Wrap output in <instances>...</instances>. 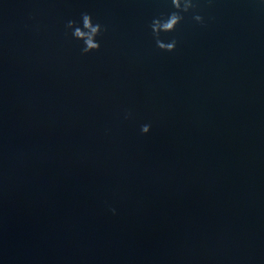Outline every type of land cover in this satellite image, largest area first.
<instances>
[{
	"label": "water",
	"instance_id": "water-1",
	"mask_svg": "<svg viewBox=\"0 0 264 264\" xmlns=\"http://www.w3.org/2000/svg\"><path fill=\"white\" fill-rule=\"evenodd\" d=\"M170 10L0 0V264H264V9L216 0L164 53Z\"/></svg>",
	"mask_w": 264,
	"mask_h": 264
},
{
	"label": "clouds",
	"instance_id": "clouds-1",
	"mask_svg": "<svg viewBox=\"0 0 264 264\" xmlns=\"http://www.w3.org/2000/svg\"><path fill=\"white\" fill-rule=\"evenodd\" d=\"M166 5L170 7V11L162 12L154 16L148 25L150 32L155 40L156 47L164 53H174L177 49L179 41L176 38L168 39L167 43L160 40L161 33L166 36L176 32L178 27L185 21L186 17L201 27L206 26L208 19L203 13L204 8H212L216 5V0H165ZM255 5L264 9V0H254ZM82 19L84 27L87 31H82L78 26V20ZM107 26L88 11L81 12L76 19H67L64 23L65 35L76 41H83L80 45V52L84 56L99 52L101 49V38L107 33ZM132 113L126 112L125 119H131ZM152 130L150 123L142 124L140 132L143 135H148ZM113 214H116V209H111Z\"/></svg>",
	"mask_w": 264,
	"mask_h": 264
}]
</instances>
